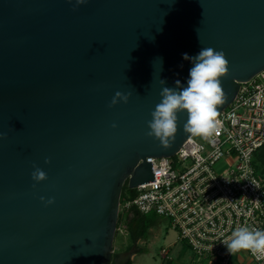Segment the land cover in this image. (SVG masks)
Listing matches in <instances>:
<instances>
[{
  "label": "water",
  "instance_id": "water-1",
  "mask_svg": "<svg viewBox=\"0 0 264 264\" xmlns=\"http://www.w3.org/2000/svg\"><path fill=\"white\" fill-rule=\"evenodd\" d=\"M203 48L228 61L220 114L264 70V0H0V264H116L124 184L191 137L178 113L165 147L151 113Z\"/></svg>",
  "mask_w": 264,
  "mask_h": 264
},
{
  "label": "built area",
  "instance_id": "built-area-1",
  "mask_svg": "<svg viewBox=\"0 0 264 264\" xmlns=\"http://www.w3.org/2000/svg\"><path fill=\"white\" fill-rule=\"evenodd\" d=\"M217 121L212 137L191 136L174 156L148 158L153 181L138 186L119 211L169 219L208 264H240L242 252L261 264L264 256L246 250L229 254L225 241L240 226L264 230V179L254 166L264 145V70L240 85Z\"/></svg>",
  "mask_w": 264,
  "mask_h": 264
},
{
  "label": "clouds",
  "instance_id": "clouds-1",
  "mask_svg": "<svg viewBox=\"0 0 264 264\" xmlns=\"http://www.w3.org/2000/svg\"><path fill=\"white\" fill-rule=\"evenodd\" d=\"M76 3H86V0H76ZM182 60L192 65L186 86L179 91L163 87L160 92L161 100L147 124V135L158 139L165 147L177 131L178 113L186 114L184 131L191 136L204 139L212 137L217 132L218 106L225 100L221 77L228 72V61L222 51L203 48L195 56L182 54ZM160 63L162 64V60ZM160 83L163 85L164 81ZM176 83L179 86L180 82ZM128 98L127 94L117 92L110 106L116 104L117 100L127 103ZM47 162L46 160L45 163ZM45 179L46 174L41 169L36 168L33 171L32 180L35 183ZM41 200L43 202V198ZM52 203L51 199L47 201V204ZM225 247L229 254L246 250L258 258L264 256V230L240 226L232 231L225 241Z\"/></svg>",
  "mask_w": 264,
  "mask_h": 264
},
{
  "label": "rangeland",
  "instance_id": "rangeland-1",
  "mask_svg": "<svg viewBox=\"0 0 264 264\" xmlns=\"http://www.w3.org/2000/svg\"><path fill=\"white\" fill-rule=\"evenodd\" d=\"M197 140L202 141L199 137H197ZM261 151L264 152V149ZM187 165L190 164L187 163ZM259 169L258 172H260ZM260 176L264 179L263 175ZM123 198L124 194L121 200ZM119 215L122 220L121 210ZM147 216L148 219L154 221V225L147 230L145 239L137 242L131 240L124 221H119L113 244L114 253L130 252L131 264H208L206 259L198 258L188 245L179 238V233L173 229L169 219L159 217L153 213ZM240 257L241 264H255L243 252ZM233 264L237 263L233 262Z\"/></svg>",
  "mask_w": 264,
  "mask_h": 264
},
{
  "label": "trees",
  "instance_id": "trees-1",
  "mask_svg": "<svg viewBox=\"0 0 264 264\" xmlns=\"http://www.w3.org/2000/svg\"><path fill=\"white\" fill-rule=\"evenodd\" d=\"M263 149H264V145L255 154L254 166L257 171L260 167L259 169L260 174L264 176V152L261 151ZM123 194H124V198L123 200H121ZM135 194H136L135 190H130L128 186L124 184L122 188V192H121V197H120V205L126 200L133 199ZM121 212H122L123 219L121 220L120 215H119L118 223L119 221H124L126 225L127 233L129 234L131 240L133 242H137L139 240L145 239L146 232L151 226L154 225V221L152 219H148L147 215H142L133 208L128 211L121 210ZM130 215L131 217H129ZM129 264H131V262H129Z\"/></svg>",
  "mask_w": 264,
  "mask_h": 264
},
{
  "label": "flooded vegetation",
  "instance_id": "flooded-vegetation-1",
  "mask_svg": "<svg viewBox=\"0 0 264 264\" xmlns=\"http://www.w3.org/2000/svg\"><path fill=\"white\" fill-rule=\"evenodd\" d=\"M126 252H128V251H123L122 253H120V254H116V253H114L113 252V260H116V264H122L123 262H124V259H123V254L124 253H126ZM129 262H130V259L126 262V264H129ZM112 264H113V262H112Z\"/></svg>",
  "mask_w": 264,
  "mask_h": 264
},
{
  "label": "crops",
  "instance_id": "crops-1",
  "mask_svg": "<svg viewBox=\"0 0 264 264\" xmlns=\"http://www.w3.org/2000/svg\"><path fill=\"white\" fill-rule=\"evenodd\" d=\"M241 263H242V262H241ZM241 263H240V264H241Z\"/></svg>",
  "mask_w": 264,
  "mask_h": 264
}]
</instances>
